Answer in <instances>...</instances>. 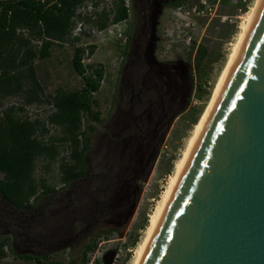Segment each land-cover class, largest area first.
Returning <instances> with one entry per match:
<instances>
[{"label": "rangeland", "instance_id": "rangeland-1", "mask_svg": "<svg viewBox=\"0 0 264 264\" xmlns=\"http://www.w3.org/2000/svg\"><path fill=\"white\" fill-rule=\"evenodd\" d=\"M200 1L189 0L182 10H166L159 20L157 34L160 40L155 57L161 61H181L188 65L186 105L182 107L178 103L179 98L170 105L171 122L160 147V157L155 159L147 178L141 180L133 210L129 211L131 201L125 203L122 194L118 193L121 188L116 176L118 169L114 167L111 173L103 166L113 161H103L104 153L97 143L102 135V121L106 118L110 120L114 114L128 44L132 43V39L143 42L147 39L138 38V17H129L116 25L128 38V44L122 45L115 38L116 29L111 23L98 32L92 24L82 20L84 17L98 20L96 14L103 11L111 14L114 0H87L76 12L81 20H76L71 34L80 37V41L73 44L70 36L67 43L51 48L48 59L34 61L35 75L47 101L58 92L82 88L83 79L74 72L71 59L76 46H95L94 54L88 57L85 53L82 63L103 67L101 88L92 95V112H97L99 116L83 120L90 168L86 167L83 179L73 183L69 191L61 183L59 171L61 158L68 160L69 149L58 144L57 159L38 158L33 173L37 182L43 180L53 187V193L39 196L36 201L31 199L33 209L19 211L0 197V238L9 241L4 233L5 227L10 221L14 227V236L5 247V256L0 258V264H35L34 261L17 258L16 255L22 252L46 257L43 264H82L83 252L91 243L95 246L87 252L85 264H128L131 261L137 244L143 238L149 216L173 173L174 163L181 157L185 140L207 107L225 69L240 32L239 26L255 0L240 11L229 0H205L213 6V11L209 13L203 9L197 16L195 11L202 9L200 6L195 9V5ZM78 23L81 24L79 29ZM33 44L38 47V41ZM199 53L203 55L197 62ZM30 87L29 80L25 79L22 80V93L5 96L0 91V128L7 124V116L30 121L39 119L45 122L48 129L42 139L58 137L59 129L46 122L51 105L25 102V92ZM87 126H92L93 130L87 132ZM127 211L129 214L125 217ZM10 212H14L12 219L8 215ZM18 215H22L19 221L13 219Z\"/></svg>", "mask_w": 264, "mask_h": 264}, {"label": "water", "instance_id": "water-1", "mask_svg": "<svg viewBox=\"0 0 264 264\" xmlns=\"http://www.w3.org/2000/svg\"><path fill=\"white\" fill-rule=\"evenodd\" d=\"M140 264H264V0Z\"/></svg>", "mask_w": 264, "mask_h": 264}, {"label": "trees", "instance_id": "trees-1", "mask_svg": "<svg viewBox=\"0 0 264 264\" xmlns=\"http://www.w3.org/2000/svg\"><path fill=\"white\" fill-rule=\"evenodd\" d=\"M52 1H0V91L5 96L22 93V80L28 79L31 87L25 92V102H45L51 105L52 110L46 122L60 131L58 137L45 140L41 136L46 134L48 129L43 120L30 121L10 116H7V124L0 128V196L10 206L19 210L33 209L31 199L36 201L39 196L55 191L53 187L46 185L45 181L37 182L33 173L38 158L49 161L57 159L58 144L69 149L68 160L61 158L59 163L61 183L67 185L70 181L84 176L88 138L82 130L83 120L85 117L97 119L99 116L97 112H92V95L101 88L103 67L85 66L82 63L85 53L88 57L94 54L93 45L88 48L76 46L71 59L74 72L83 79L82 88L58 92L47 101L43 98L42 87L35 75L34 61L48 59L53 46L68 42L76 20H81L76 12L87 0H54L53 4ZM125 1L114 0L111 14L105 11L96 14L98 20L88 17L82 20L92 24L98 31L105 30L110 23H121L128 18ZM19 29L26 30L27 35L18 33ZM34 41H40V46L34 45ZM79 41L80 37L70 40L73 44ZM202 55L198 54L197 62ZM92 130V126H87V132ZM8 243L7 239L0 238V258L5 256ZM94 246L93 243L86 246L82 264H85L87 252ZM16 256L25 261H34L35 264H43L46 258Z\"/></svg>", "mask_w": 264, "mask_h": 264}, {"label": "flooded vegetation", "instance_id": "flooded-vegetation-1", "mask_svg": "<svg viewBox=\"0 0 264 264\" xmlns=\"http://www.w3.org/2000/svg\"><path fill=\"white\" fill-rule=\"evenodd\" d=\"M188 1L128 0L131 19L138 17V38L147 39L145 42L132 39L131 44L127 43L128 52L122 62L124 66L118 83L120 87L114 114L110 120L106 118L102 121V135L97 144L100 148L102 147L103 161H113L112 164H103V166L111 173L114 167L118 169L116 176L121 184L118 193L122 194V201L125 203L131 201L129 211L133 210L134 201L139 196L141 180L147 178L155 159L160 157V147H162L171 122L170 105L175 104L177 98L182 107L186 105L188 65L181 61H161L156 57L153 61L147 56L150 17L153 12L161 11L157 19L158 31L159 20L164 12L171 9L182 10ZM198 6L199 4H196L195 9ZM159 40L156 42L154 55L157 52ZM89 162L90 158L86 154L85 171L86 167L90 168ZM81 179L83 178L72 180L64 186L69 191L71 185ZM14 209L19 211V209ZM125 213L126 217L129 212ZM13 214L14 212L8 214L10 219ZM19 216L22 215H18V218L13 217V219L19 221ZM13 230L14 227L10 221L4 232L9 241L14 236ZM11 245L14 247L13 244ZM19 255L27 254L22 252Z\"/></svg>", "mask_w": 264, "mask_h": 264}, {"label": "bare ground", "instance_id": "bare-ground-1", "mask_svg": "<svg viewBox=\"0 0 264 264\" xmlns=\"http://www.w3.org/2000/svg\"><path fill=\"white\" fill-rule=\"evenodd\" d=\"M262 0H255L254 4L250 7L248 13L244 16L242 23L239 26V34L237 37V41L233 46L231 54L229 56V60L225 66L224 71L222 72L220 79L213 91V94L210 98V101L207 104L204 112L201 117L197 121L195 125H193L192 130L189 134V137L185 140V146L181 151V157L174 163L173 173L169 176L167 185L160 196V199L156 203L155 210L149 216L148 225L143 233V238L137 244L133 257L128 264H140L144 253L159 225V222L173 196V193L181 179V176L185 170V167L189 161V158L194 150V147L198 141V138L206 124V121L214 107V104L223 88V85L231 71V68L237 58V55L240 51V48L244 42V39L248 33V30L252 24V21L255 17V14L261 4Z\"/></svg>", "mask_w": 264, "mask_h": 264}, {"label": "built area", "instance_id": "built-area-1", "mask_svg": "<svg viewBox=\"0 0 264 264\" xmlns=\"http://www.w3.org/2000/svg\"><path fill=\"white\" fill-rule=\"evenodd\" d=\"M44 1H46V0H41V2H44ZM252 1L253 0H229V3H231V5H234V6H237V8H238V10L240 11L242 8H248V5L249 4H251L252 3ZM55 1L53 0L52 1V4L54 3ZM50 4H51V2H50ZM125 7L127 8V12H128V18L130 17V15H131V11H130V5H129V2H128V0H126L125 1ZM199 8L200 9H202L201 11L200 10H198L197 12L195 11V14L197 15V16H200L201 15V13L203 12V9H206V10H208L209 11V13L210 12H212L213 11V6L212 5H210V4H207V2H205V0H201L200 1V4H199ZM118 24V23H117ZM117 24H110V25H112L113 27H115V38L120 42V44H122V45H126L127 43H128V38L124 35V33L121 31V30H119L118 28H116V25ZM110 25H108V26H110ZM77 26H78V29L80 28V26H81V24L80 23H78L77 24ZM77 28V27H76ZM75 28V29H76ZM74 29V28H73ZM17 32L18 33H22L24 36H26L27 35V31L26 30H24V29H22V30H17ZM72 32H73V30H72ZM72 32H71V34H72ZM98 32H101V31H98ZM75 36H71V38H74ZM40 46V42L38 41V47Z\"/></svg>", "mask_w": 264, "mask_h": 264}, {"label": "crops", "instance_id": "crops-1", "mask_svg": "<svg viewBox=\"0 0 264 264\" xmlns=\"http://www.w3.org/2000/svg\"><path fill=\"white\" fill-rule=\"evenodd\" d=\"M1 2H6L7 0H0Z\"/></svg>", "mask_w": 264, "mask_h": 264}]
</instances>
